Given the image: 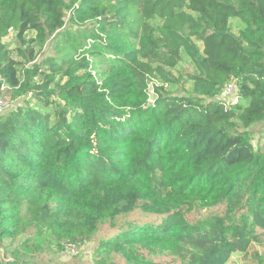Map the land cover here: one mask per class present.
<instances>
[{
    "label": "trees",
    "instance_id": "16d2710c",
    "mask_svg": "<svg viewBox=\"0 0 264 264\" xmlns=\"http://www.w3.org/2000/svg\"><path fill=\"white\" fill-rule=\"evenodd\" d=\"M183 53L193 88L173 95ZM231 82L236 104L217 97ZM0 93V264H56L30 247L106 224L92 264L261 258L264 133L255 146L249 129L264 121V0H0ZM33 220L42 234L20 240Z\"/></svg>",
    "mask_w": 264,
    "mask_h": 264
},
{
    "label": "rangeland",
    "instance_id": "374dc122",
    "mask_svg": "<svg viewBox=\"0 0 264 264\" xmlns=\"http://www.w3.org/2000/svg\"><path fill=\"white\" fill-rule=\"evenodd\" d=\"M231 28L233 32L237 33L239 29L244 27V24L237 18L231 19ZM33 32H28L26 34L27 38L33 36ZM10 46V48H15L16 46V41L14 38V34L8 35L5 40ZM201 46V44H200ZM202 48V46H201ZM47 51V49H46ZM183 55V63L178 69H173L174 75L177 77L178 75H182V79L180 82L177 83H169L164 85V89L167 93H171L173 95H187L190 94L193 88V83L187 79L186 72H193L195 70L191 60L185 55ZM62 80H58L60 82ZM155 82V88L160 86V81L159 80H154ZM153 92V91H151ZM156 92V91H155ZM4 100L6 101V110H8L12 106V101L10 99L9 95H3ZM218 98L225 100L226 102H230L232 97H233V92L229 91L227 89V86L222 88L220 92L217 95ZM154 100V97H152L151 101ZM31 102V100H30ZM31 103L36 104L35 101H32ZM252 139H253V144L256 146L258 140L264 133V121L252 126L249 129ZM54 204H58L57 202H54ZM57 207V206H56ZM55 208V207H53ZM59 209V207H57ZM61 209V208H60ZM225 208L223 207H215V208H210V209H196L192 212L191 219L192 220H199L201 218L210 216L211 214H222L224 213ZM66 212V211H64ZM141 216H143V213L140 211L134 212L131 214L130 218L124 217L123 220H120V224L122 223H127L129 219L131 220H136L140 219ZM109 225L106 224L103 228L100 229V231L94 235L91 239L87 240L85 243L79 246H71V245H63L64 250L59 251L57 248H55V244L52 240L46 239L43 243V248L40 247V251H34V247H30V251L32 250V253H34L39 259L45 260V261H52L56 264H92V253L94 251V248L96 246V243L98 240L102 239L105 237L107 234V231L109 228H107ZM41 226L39 223L35 220L32 221V224L30 228L28 229L27 232L21 235L19 238L20 240H24L27 235H30V233H33L36 236H39L42 234V229L40 228ZM257 248V253H259V256L261 258L259 259H253L252 256H243L241 254H234L230 263L229 264H264V244H259L256 246ZM132 252H129L130 254L129 259L130 262H139L141 260H150L152 258L155 259V256L157 254L155 253H148L149 250L146 248L148 252H143L142 254L136 253L134 249H132ZM156 258H159L156 257Z\"/></svg>",
    "mask_w": 264,
    "mask_h": 264
},
{
    "label": "built area",
    "instance_id": "2783aa9c",
    "mask_svg": "<svg viewBox=\"0 0 264 264\" xmlns=\"http://www.w3.org/2000/svg\"><path fill=\"white\" fill-rule=\"evenodd\" d=\"M227 89L229 90V91H232L233 92V97H232V99H231V101L230 102H226L225 100V102L227 103V104H236V103H238V101H239V99H238V96H237V94H236V84H235V82H231V83H229L228 85H227ZM5 109H6V101L4 100V98H3V96H2V93H0V114H3V113H5Z\"/></svg>",
    "mask_w": 264,
    "mask_h": 264
}]
</instances>
